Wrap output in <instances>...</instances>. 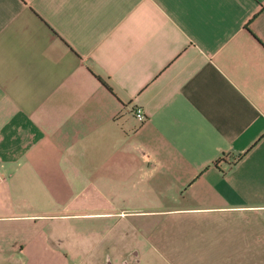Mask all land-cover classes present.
<instances>
[{
    "label": "crops",
    "instance_id": "obj_1",
    "mask_svg": "<svg viewBox=\"0 0 264 264\" xmlns=\"http://www.w3.org/2000/svg\"><path fill=\"white\" fill-rule=\"evenodd\" d=\"M0 264H264V0H0Z\"/></svg>",
    "mask_w": 264,
    "mask_h": 264
},
{
    "label": "built area",
    "instance_id": "obj_2",
    "mask_svg": "<svg viewBox=\"0 0 264 264\" xmlns=\"http://www.w3.org/2000/svg\"><path fill=\"white\" fill-rule=\"evenodd\" d=\"M135 116L139 119V120H143L145 118V112L143 110V108L141 107H137L135 110Z\"/></svg>",
    "mask_w": 264,
    "mask_h": 264
}]
</instances>
